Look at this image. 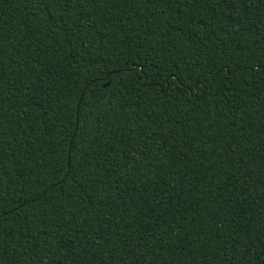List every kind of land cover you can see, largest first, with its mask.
<instances>
[{
    "label": "trees",
    "instance_id": "obj_1",
    "mask_svg": "<svg viewBox=\"0 0 264 264\" xmlns=\"http://www.w3.org/2000/svg\"><path fill=\"white\" fill-rule=\"evenodd\" d=\"M262 64L264 0H0V264H264Z\"/></svg>",
    "mask_w": 264,
    "mask_h": 264
},
{
    "label": "snow or ice",
    "instance_id": "obj_2",
    "mask_svg": "<svg viewBox=\"0 0 264 264\" xmlns=\"http://www.w3.org/2000/svg\"><path fill=\"white\" fill-rule=\"evenodd\" d=\"M150 2L153 3V6H158L160 3V0H150ZM261 69H264V64L261 65ZM73 131H78V129H73ZM73 142H75V139L73 138Z\"/></svg>",
    "mask_w": 264,
    "mask_h": 264
},
{
    "label": "water",
    "instance_id": "obj_3",
    "mask_svg": "<svg viewBox=\"0 0 264 264\" xmlns=\"http://www.w3.org/2000/svg\"><path fill=\"white\" fill-rule=\"evenodd\" d=\"M109 75H111V73L108 74L107 77H108ZM109 84H110V82H108L106 85H109ZM87 88H88V87H86V89H87ZM83 95H84V92H83L82 95H81V99H82ZM80 103H81V100H80V102H79V105H80ZM68 163L70 164V156H69V162H68Z\"/></svg>",
    "mask_w": 264,
    "mask_h": 264
}]
</instances>
